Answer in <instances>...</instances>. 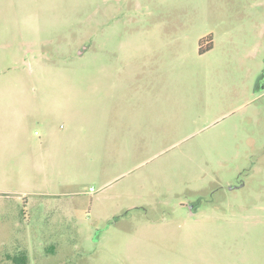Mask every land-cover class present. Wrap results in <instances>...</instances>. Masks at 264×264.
I'll return each instance as SVG.
<instances>
[{"label": "rangeland", "instance_id": "1", "mask_svg": "<svg viewBox=\"0 0 264 264\" xmlns=\"http://www.w3.org/2000/svg\"><path fill=\"white\" fill-rule=\"evenodd\" d=\"M0 264H264V0H0Z\"/></svg>", "mask_w": 264, "mask_h": 264}, {"label": "trees", "instance_id": "2", "mask_svg": "<svg viewBox=\"0 0 264 264\" xmlns=\"http://www.w3.org/2000/svg\"><path fill=\"white\" fill-rule=\"evenodd\" d=\"M212 47H213V43H212V40H210L209 43H208V48H207V50H211ZM201 53H204L202 48H201Z\"/></svg>", "mask_w": 264, "mask_h": 264}, {"label": "flooded vegetation", "instance_id": "3", "mask_svg": "<svg viewBox=\"0 0 264 264\" xmlns=\"http://www.w3.org/2000/svg\"><path fill=\"white\" fill-rule=\"evenodd\" d=\"M191 209L193 210H195V204H193L192 206H191Z\"/></svg>", "mask_w": 264, "mask_h": 264}, {"label": "crops", "instance_id": "4", "mask_svg": "<svg viewBox=\"0 0 264 264\" xmlns=\"http://www.w3.org/2000/svg\"><path fill=\"white\" fill-rule=\"evenodd\" d=\"M81 54H84V52H82Z\"/></svg>", "mask_w": 264, "mask_h": 264}]
</instances>
